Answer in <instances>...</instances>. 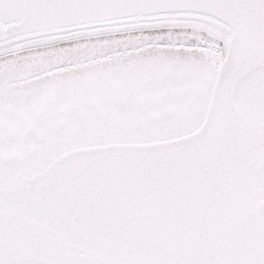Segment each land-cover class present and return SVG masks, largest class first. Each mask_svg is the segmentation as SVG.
Listing matches in <instances>:
<instances>
[{
  "label": "snow or ice",
  "instance_id": "6c2138e0",
  "mask_svg": "<svg viewBox=\"0 0 264 264\" xmlns=\"http://www.w3.org/2000/svg\"><path fill=\"white\" fill-rule=\"evenodd\" d=\"M0 264H264V0H0Z\"/></svg>",
  "mask_w": 264,
  "mask_h": 264
}]
</instances>
